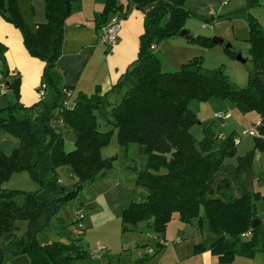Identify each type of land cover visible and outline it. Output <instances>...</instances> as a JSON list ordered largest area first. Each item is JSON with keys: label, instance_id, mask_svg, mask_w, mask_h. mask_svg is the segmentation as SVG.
Instances as JSON below:
<instances>
[{"label": "trees", "instance_id": "obj_1", "mask_svg": "<svg viewBox=\"0 0 264 264\" xmlns=\"http://www.w3.org/2000/svg\"><path fill=\"white\" fill-rule=\"evenodd\" d=\"M43 1L45 20L31 28L18 0H0L1 15L20 31L27 52L42 61L41 83L56 96L52 104L40 101L42 106H30L35 112L29 116L30 107L19 99L21 78H10L5 66L6 47L0 42V81L6 92L12 93L8 105L0 107V131L10 133L16 142L9 155L0 150V264L18 254H27L30 264H72L74 258L89 257L78 239L41 244L37 233L58 219L60 206L76 199L86 182L110 167L112 161L102 156L101 148L114 129L120 145L136 142L145 156L136 182L147 187L148 195L123 209V223L135 226L145 220L158 238H164L174 213L182 222L196 221L204 232L198 248H210L220 263L231 262L236 256H254L264 249L262 222L252 226L258 218L256 199L264 194L251 191L243 181V173L252 172L255 150L264 151V26L249 13L248 41L254 69L247 85L237 87L222 67L207 69L196 57L177 71H162L154 47L183 29L189 16L185 0H133L136 9L145 14L136 59L126 71L135 77V84L112 105L111 128L102 130L95 111L105 102L106 94H100L99 88L91 95L78 92L69 102L71 87L54 77L73 0ZM246 1L248 7L258 4V0ZM153 6L159 8L148 17L146 13ZM120 10L118 0H105L103 10L93 18L97 33ZM210 97L228 98L242 111H256L260 124L253 135V149L237 154L233 134L218 141L193 136L191 126L198 119L188 103L193 98ZM63 127L74 134L70 151L64 149ZM232 157L235 164L225 162ZM61 165L73 175L70 190L58 177ZM24 170L35 175L40 190L27 193L2 186L13 173ZM20 223H25L24 229ZM162 245L159 242L152 253Z\"/></svg>", "mask_w": 264, "mask_h": 264}, {"label": "rangeland", "instance_id": "obj_2", "mask_svg": "<svg viewBox=\"0 0 264 264\" xmlns=\"http://www.w3.org/2000/svg\"><path fill=\"white\" fill-rule=\"evenodd\" d=\"M22 1L24 0H20ZM25 3L31 8L29 0H25ZM184 6L189 11V16L184 22L183 29L190 36L163 38L155 44L154 53L161 70L177 71L185 62L196 57L207 69L222 67L230 81L237 87L246 86L254 69L248 41V15L250 13L264 26V0H258V4L253 7H248L246 0H185ZM0 17H3L1 13ZM0 34L3 36L2 32ZM198 36L207 38L197 39ZM214 38L221 39L222 43L214 42ZM10 60L21 65L17 56H10ZM11 70L19 75L17 68ZM12 77L14 76L10 75V78ZM123 81L125 85L117 93L116 102H120L125 92L134 86L135 77L128 74L124 76ZM114 93H110L106 101L95 111L102 130L111 128L109 120L110 109L115 103V97L112 96ZM6 95L9 99L12 98L10 90H7ZM55 99L54 92L49 89L43 98L40 97L38 103L39 106H42L40 101L52 104ZM188 107L198 119L191 126V133L197 140L207 136L218 141L233 134L237 140V154H244L253 149L254 138L247 131L258 120L255 110L242 111L230 99L221 97H210L206 100L193 98L189 101ZM34 112L35 110L30 107L28 115L32 116ZM217 113L225 114L226 118L215 117ZM62 132L64 149L70 151L74 148V134L64 127ZM3 139L15 141L10 133L0 131V141ZM116 139L114 130L108 143L102 146V156L112 161L110 167L93 180L86 182L76 199L60 206L58 219H54L48 228L37 233L39 243L78 239L85 249H89V245L96 248L103 244L111 250V261L105 260L104 264H137L136 260L147 251L156 248L158 238L145 220L139 221L135 226L122 221L123 209L132 201L146 200L148 189L136 182V172L143 169L145 163V156L140 153L139 145L136 142L120 145ZM255 154L257 155L252 164L253 173L244 172L243 181L251 191L264 194V151L255 150L254 156ZM225 162L235 164L236 159L227 158ZM57 174L68 190L73 188V175L67 166H59ZM2 186L27 193L40 190L39 180L27 170L13 173ZM256 211L262 218L260 237L264 239V197L256 199ZM200 213L203 215V208ZM20 225L22 229L25 228V223ZM188 231H191L190 234L185 235ZM177 236H184L183 242L199 241L201 239L199 223L182 222L174 213L165 231L167 239L165 243L176 246L174 239ZM163 252L164 248L156 256L144 260L141 264H156L163 256ZM233 260L222 264H264V249L254 256H236ZM5 264L30 263L27 254H18L8 258ZM72 264H99V259L82 256L74 258Z\"/></svg>", "mask_w": 264, "mask_h": 264}, {"label": "crops", "instance_id": "obj_3", "mask_svg": "<svg viewBox=\"0 0 264 264\" xmlns=\"http://www.w3.org/2000/svg\"><path fill=\"white\" fill-rule=\"evenodd\" d=\"M29 1L31 2V8L27 7L25 0L22 2L18 0V6L24 20L31 28H34L37 23L45 20L44 1ZM126 1L125 3L123 0H118L121 10L117 13L122 16V21L117 42L112 48L98 42V33L93 20L95 13L103 10L105 0L72 1L70 13L64 24L62 54L58 60L57 68L54 70V77L60 81L61 85L69 86L72 89L69 102L77 96L78 92L91 95L98 88L100 94H106L105 99L110 93L116 92L112 95L113 98L115 97L116 102L117 93L125 85L123 80L124 76L128 75L126 71L136 59L139 36L144 30L145 14L136 9L133 0ZM1 32L3 36L0 34V42L6 47L5 66L9 69V75L12 76H15L16 72L11 69L17 68L21 78L19 99L22 104L30 107L40 100L38 87L42 80L43 63L27 52L20 31L3 17H0ZM10 56H17L21 61V65L14 64L10 60ZM0 68H3L1 59ZM116 84L118 85L115 86ZM8 103L9 98L6 93L0 92V107H6ZM15 144L16 142L13 140L3 139L0 141V150L9 155ZM140 170L142 168L136 172V175ZM257 215L258 218L256 219L260 221V224L262 218L259 213ZM190 232L188 231L185 235L190 234ZM176 238H181V240L177 242L175 241ZM176 238L174 239L176 246L165 243L167 240L165 233L164 238H158L157 244L161 242L163 245L157 253L164 248V254L156 264H222L210 248H198V245L204 240L202 230L201 239L197 242H183L184 236H177ZM106 247L107 250L102 253L101 258H97L99 264H104L105 260L107 262L111 261V250L108 246ZM156 254L151 253L148 255L145 253L136 262L141 264L144 260L156 256Z\"/></svg>", "mask_w": 264, "mask_h": 264}, {"label": "built area", "instance_id": "obj_4", "mask_svg": "<svg viewBox=\"0 0 264 264\" xmlns=\"http://www.w3.org/2000/svg\"><path fill=\"white\" fill-rule=\"evenodd\" d=\"M122 21V16H120L118 13H115L111 15L107 22L100 28V31L98 33V42L107 45L108 47L112 48L118 38V32L120 29V24ZM0 79H2V75H0ZM47 91V85L45 82H42L38 87V94L41 98H43L46 95ZM0 92L5 93L6 87L4 82L0 81ZM215 117L219 119H225V114H216ZM260 124V119H258L255 124L247 131V133H251L252 135L257 134V126ZM235 143H237V140H235ZM181 238H176L175 241L179 242ZM107 250V247L103 244H99L96 248L89 247V257L91 258H101L102 253ZM152 253V250L147 251L146 254Z\"/></svg>", "mask_w": 264, "mask_h": 264}, {"label": "water", "instance_id": "obj_5", "mask_svg": "<svg viewBox=\"0 0 264 264\" xmlns=\"http://www.w3.org/2000/svg\"><path fill=\"white\" fill-rule=\"evenodd\" d=\"M67 8H68V6H67ZM158 8H159L158 6H153V7H151V8L148 10V12L146 13V15H147L148 17L152 16V15L156 12V10H157ZM186 34H187V31L184 30V29H182V30L180 31V33H179V35H181V36L186 35ZM213 41L216 42V43H222V40H221V39H218V38H214ZM238 58L241 59L240 56H238ZM259 222H260V221H259L258 219H254L253 222H252V226L254 227V226L258 225Z\"/></svg>", "mask_w": 264, "mask_h": 264}]
</instances>
